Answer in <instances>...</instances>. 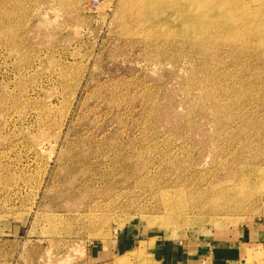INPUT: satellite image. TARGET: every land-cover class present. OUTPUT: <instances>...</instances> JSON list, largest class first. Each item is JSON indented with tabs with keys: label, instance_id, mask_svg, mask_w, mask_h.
Returning <instances> with one entry per match:
<instances>
[{
	"label": "rangeland",
	"instance_id": "1",
	"mask_svg": "<svg viewBox=\"0 0 264 264\" xmlns=\"http://www.w3.org/2000/svg\"><path fill=\"white\" fill-rule=\"evenodd\" d=\"M89 2L0 0V264H264V0Z\"/></svg>",
	"mask_w": 264,
	"mask_h": 264
},
{
	"label": "crops",
	"instance_id": "2",
	"mask_svg": "<svg viewBox=\"0 0 264 264\" xmlns=\"http://www.w3.org/2000/svg\"><path fill=\"white\" fill-rule=\"evenodd\" d=\"M255 233V232H254ZM219 242H213L212 239H207V241H200L198 239H186L185 242L178 239V240H163V239H159L158 241V245H160V249H163V253L164 254H169L170 249H171V255L179 257L181 256V251L183 250V252L187 253V254H191V253H199V251L203 252V258L204 259H208L210 257H212L214 254L216 256H225L228 251H225L224 246H226L225 244L227 243H222L220 242L219 244H217ZM228 248H232L233 246L230 244L229 246H227ZM185 255V254H184Z\"/></svg>",
	"mask_w": 264,
	"mask_h": 264
},
{
	"label": "built area",
	"instance_id": "3",
	"mask_svg": "<svg viewBox=\"0 0 264 264\" xmlns=\"http://www.w3.org/2000/svg\"><path fill=\"white\" fill-rule=\"evenodd\" d=\"M98 3H99V0H90L89 5L93 7V6H97Z\"/></svg>",
	"mask_w": 264,
	"mask_h": 264
},
{
	"label": "bare ground",
	"instance_id": "4",
	"mask_svg": "<svg viewBox=\"0 0 264 264\" xmlns=\"http://www.w3.org/2000/svg\"><path fill=\"white\" fill-rule=\"evenodd\" d=\"M66 2V1H65Z\"/></svg>",
	"mask_w": 264,
	"mask_h": 264
}]
</instances>
